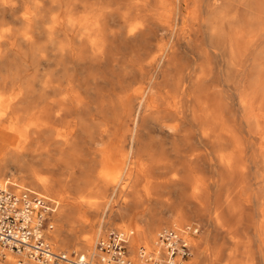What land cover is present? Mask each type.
Masks as SVG:
<instances>
[{
	"label": "bare ground",
	"instance_id": "obj_1",
	"mask_svg": "<svg viewBox=\"0 0 264 264\" xmlns=\"http://www.w3.org/2000/svg\"><path fill=\"white\" fill-rule=\"evenodd\" d=\"M121 6L125 9L119 12ZM193 56L202 63L195 66ZM213 56L218 74L209 86ZM51 95L59 99L37 110V117L22 119L21 111L31 112L34 101ZM1 105L5 110L0 111V123L7 126L0 135L6 143L0 181L13 177L12 182L22 187L30 184L56 200H60L57 192L63 193V182L85 183L36 181L31 170L22 175L19 136L26 142L37 135L36 151H48L57 144L51 132L59 126L80 131L99 127L110 129L112 135L122 130L119 142L139 151L135 158L141 161L145 154L140 151L161 144L149 139L150 131L172 139L181 135L178 139L185 143L193 131H199V144L216 148H211L213 157L223 167L225 179L229 183L237 179V188L227 186V214L246 211L252 201L251 211L258 218L254 232L264 253V0H0ZM94 113L101 115L100 123L84 119ZM66 116L74 120L62 123ZM70 142L73 150L59 161L69 170L81 168L77 143ZM230 146V152H221ZM59 161L46 158L41 167H60ZM249 169L254 170V188L237 201ZM176 177L172 181L184 188V181ZM143 181L142 176L136 177L138 186ZM194 184L203 215L211 210L208 193L214 184L204 177ZM104 196L98 201L87 196L84 204L101 208ZM218 208L217 222L242 223L243 215L222 219ZM190 220L180 210L173 221L184 225ZM148 233L142 237L147 236L146 248L152 250L158 231ZM76 245L93 255L92 242ZM218 249H212V262L218 260ZM16 258L6 251L5 264Z\"/></svg>",
	"mask_w": 264,
	"mask_h": 264
},
{
	"label": "rangeland",
	"instance_id": "obj_2",
	"mask_svg": "<svg viewBox=\"0 0 264 264\" xmlns=\"http://www.w3.org/2000/svg\"><path fill=\"white\" fill-rule=\"evenodd\" d=\"M124 9L125 8L122 6L119 7V12H122ZM184 56L187 57L186 54H184ZM193 59L195 60V63H196L195 66H198L202 63V59H200L197 56H193ZM217 63H218L217 58L213 56V68L215 70L214 69L212 70L210 78L207 81V84H209V86L212 83L214 84L216 82V78L218 74V69H217L218 64ZM57 99H59V96L55 97V95L53 96L51 95L50 97H47L46 99L36 100L33 102V106H32L33 109L31 110V112L21 111L19 114L22 116V119H24V121L35 118L38 116L37 110H39L42 106H45L46 104L51 103L52 101L57 100ZM2 104H5V103H2ZM54 104L55 103L51 105H54ZM4 106L5 105L0 106L1 107L0 111L3 112V110H5L4 108H2ZM61 113L62 112H57L56 115L58 114V116H62L63 114L61 115ZM98 115H99L98 113L96 114L94 113L92 115V118H90L91 115H89V116H85L84 119H86L87 121H95V123H100L101 115L99 116ZM170 115L172 117L174 113H170ZM73 118L74 117L66 116L60 120L62 123L63 121L71 122L72 120H74ZM12 124L14 126L16 125V123H12ZM6 126H7L6 122L0 123V135L2 134L3 131H5ZM192 133H193L192 139L189 142L185 143L183 140H181L180 142V139H178L181 135L177 139H172L173 137L171 138L168 134L153 133L152 131H150L148 134L149 139L160 140L161 144H156V145L149 144L147 147H145V149L147 148L146 150L143 149V151H140V152L145 153V154H152L155 156L156 159H159L161 161L163 160L165 162V166L167 165V167L169 168L168 171L170 173L168 172L169 174L168 173L167 174L170 177L173 176L175 173L174 172L175 164H178L177 165L179 167L178 172L182 171L183 165L178 163L179 161L182 160L181 159L182 157L190 159L191 161L193 160L195 162H199V171L202 172L207 178H209L210 182L212 181L216 184V182L219 180V176L223 174L222 168L219 166V164L213 157V154H214L213 149L216 150V148L213 146L210 147V146L199 144V142L202 141L199 138L200 132L193 131ZM51 134L54 140L56 141L55 143L57 144L55 147L50 148L48 151H44V150L36 151L33 145H34V142L39 140L40 138L37 135H32V137L28 138L26 142H24L23 138L22 137L20 138L19 136V139H18L19 142L23 143L21 145V148L19 149L21 151L20 153L22 154V158H24V166H23V169H21V172L23 173L22 175L24 176L28 175L29 173L28 170H31L34 173L33 179L36 181L41 180V179L51 178L53 180L61 179L62 181L68 182V181H71V179L80 180L81 178L85 184H80L76 186L70 182L68 184H65V182H63V185L65 186L63 188V193L59 194V192H57L60 198V200L57 198L59 200L60 207L53 217L54 229L48 232L49 240L53 243L54 246L66 244L65 247H59V249L66 250V251H71L72 249L82 250V247H78L76 244L77 243L85 244V243H89L90 241L93 244V252H94L96 242L101 237L105 236L109 229L118 228V229H123L126 231H133V234L131 235L130 242H129V249L131 251L130 253L132 254L137 264H142L138 260L139 257L137 254V249L141 246H144V247H148V246L145 242L141 241V236H138L139 235L138 229H141L142 231L147 232V229L149 227L148 226L145 227L143 224H141V221L139 218H134L133 219L134 222L131 226H124L122 224L113 223L115 218L112 220L109 218V215L112 214L113 216L114 213H118V212H114L113 210V208L115 209L116 203L112 201L113 198L111 197L114 194L117 195L116 190H117V187L120 186L119 193L117 196L118 200L122 198L124 195L128 194V192L135 194L136 190L139 189L141 193V199L143 201L145 200H147L148 202H150L149 200L156 201L158 198H160V199L165 200L166 202H169L170 204L174 203V201L177 200V196L179 195V193L167 192L159 197V195H153V194L147 193L145 190L142 189L141 186H138L136 183V177L145 176L147 172L149 176V173L154 171L153 170L154 167L155 166L157 167V165L161 163H159L158 161H157L158 163H151V161L150 160L147 161V159H146V162L138 161L135 158V154L139 153V151H136L135 153H128L125 151L126 149H122L124 150V152H121L120 156H122V158L125 157L124 158L125 162L130 160V166L128 170L120 172V174L117 176H106L103 172L106 167L105 155L106 156L108 155V152H106V148L105 147L101 148L100 153H99L100 155H98L99 156L98 159L93 160V164L91 166V169H93L92 171L88 167V165L85 164L84 154L82 152L83 145L85 143V144H102L103 146H107L112 143H118L120 146L126 147V145H123L121 144V142H119L121 141V138H122V134H123L122 130L117 131L115 132V135H112L110 129L107 130V129H103L99 127L95 129H91L90 131L89 130L80 131V130L67 129L65 127L59 126L55 128L51 132ZM13 138H15V135ZM3 139H4V136H3ZM70 140L76 141L77 145L74 148L79 150L80 155L83 157L82 170H80V168H74V169L69 170L68 168H65L64 166H62L64 164V161L62 162L59 161L60 159H65L67 154H69L73 150V147H71V144H70L71 143ZM172 140L178 143L177 146H174L175 143H173ZM152 143H155V141H153ZM150 146H154V147H150ZM211 148L213 149L211 150ZM5 149H6V143L0 141V160L3 159ZM149 150H154V152H148ZM231 150H232V147L230 146L228 148L225 147L224 149H221V152L228 153ZM163 155L166 157H163ZM46 158H53V160L59 161L58 165H61V166L60 167L53 166L50 169L45 170L44 168L41 167V164L43 160H45ZM199 158H203V159H199ZM183 160H186V159H183ZM37 163L40 164L39 167ZM52 164H54V161L52 162ZM73 164H77V163L73 162ZM206 164L211 165V166L216 165L217 167L215 168L214 166H212V168L209 169L206 166ZM152 165H155V166H152ZM170 168H173V169H170ZM15 171L16 170H14V172ZM72 172H73V176H69L68 174ZM248 172H250V175L247 179V184H245L246 187L242 188L241 196L238 195L237 197H235L237 201H240L241 199L245 198L247 196V193L249 194L250 191L252 192L254 188L253 186L254 179H253V174H252L254 170L249 169ZM129 173L134 174L135 178L130 179L127 176L129 175ZM22 175H18V176H22ZM162 178L163 177H161V179ZM5 179L14 181V178L10 176L5 177L3 180ZM165 179L166 178H164L163 181H165ZM235 180L237 179H234L230 181L229 183V180L224 179V183L229 184L228 187H230V190H231L232 188H237L238 186V182ZM25 185L38 190L37 188H35L34 186L30 184L25 183ZM107 189H112V191L106 194L105 192L107 191ZM215 194H217V190ZM215 194L212 192H211V195H210V192L208 194L209 195L208 200L210 204L209 209L211 210H209L208 212H203V215L200 212L198 213L189 212V213H193L196 216L193 220L185 222L186 224L193 223V222L197 223V225L201 229L199 235H197L193 239V244L195 247L194 255L189 260L190 262L188 264H210L209 261H206V257H209L212 254L211 252L212 245L220 246L221 254H222L221 258L213 264H231L230 259L224 258L225 257L224 255L225 245L224 243L221 242V239L223 240L225 236L220 231L221 229L227 230L228 238L235 243L234 246L228 248L227 250L228 253H233V256H235L237 260L241 261L242 264H264V253L262 251L263 248L261 244L259 243L261 239L258 236H256L255 234L257 233L254 232L255 231L254 226L256 223H258V218L255 217L254 215L255 211L254 212L251 211V208L253 207L252 201L249 200L247 202L246 206L248 208L246 209V211H242V213L229 212L227 214V212H223L222 215H220L222 219H228L232 217L236 218L237 215L239 214L243 215L242 223H240V225L234 226L233 224L230 225L228 222L222 221V220L217 222L216 212H217L218 206L217 207L214 206L217 202V199H216L217 197ZM103 195H105L104 198L106 202L104 201L105 203L104 205L101 206V208L89 209L85 206L84 202H86L87 196L96 198L95 200L98 201L99 198H103ZM226 197H227V194H226ZM111 201H112V207L109 208L108 204H111ZM181 204H184V203H181ZM181 204H178V207L181 206ZM61 207H62V210H61ZM172 208L170 209V211H172ZM149 210L148 212H145V209H144V211L140 213V218L145 220V217L151 214ZM60 211H62L61 215H59ZM174 213H175V210L171 212L170 216ZM216 224L218 225V227L216 226ZM173 225H179V224H176L174 222L172 224L161 227L158 231V235H159V232L163 228L173 226ZM209 225L216 226V229L218 228V230L211 231L210 230L211 228L209 227ZM204 237L207 239L206 245L204 246L203 250H201L204 252V255L203 257L197 260V252L199 251L198 247L202 243L201 241L200 243L199 240H201V238H204ZM256 241H258L257 248H255L254 246V243ZM245 242H247V244H245ZM155 249L156 248L154 247L152 250H155ZM256 252H258L257 256L255 254Z\"/></svg>",
	"mask_w": 264,
	"mask_h": 264
},
{
	"label": "built area",
	"instance_id": "obj_3",
	"mask_svg": "<svg viewBox=\"0 0 264 264\" xmlns=\"http://www.w3.org/2000/svg\"><path fill=\"white\" fill-rule=\"evenodd\" d=\"M60 203L50 195L9 179L0 181V264L6 251L16 255L10 264H137L129 249L133 231L111 228L95 244L93 255L78 249L56 248L49 240ZM197 223L163 228L155 250L137 249L143 264H185L194 255Z\"/></svg>",
	"mask_w": 264,
	"mask_h": 264
},
{
	"label": "crops",
	"instance_id": "obj_4",
	"mask_svg": "<svg viewBox=\"0 0 264 264\" xmlns=\"http://www.w3.org/2000/svg\"><path fill=\"white\" fill-rule=\"evenodd\" d=\"M174 146H177V145H174ZM104 147L106 148V152H108V155L107 156L105 155L106 167H105V170L103 171L106 176H117L120 174V172L128 170V168L130 166V160L125 162V160H124L125 157L122 158V156H120V153L124 152V150H122V149H126L125 151L128 153H135L136 149L129 147V146L122 147L118 143H112V144L107 145V146H103L102 144H85L84 143L82 152L84 154L85 164L88 165V167L90 169H91V166L93 164V160L98 159V157H99L98 155H100L99 154L100 149L104 148ZM150 147H154V146H150ZM148 152H154V150H149ZM163 157H166V156L163 155ZM143 159L144 160H141L143 162L144 161L146 162L145 159H147V161L150 160L151 163H158L159 162L161 164L157 165V167L155 165H152V166H155L153 169L154 171L149 173V176H148V172H147V174H145V176H142V178L144 180L142 183V186H141L142 189L145 190L149 194L159 195V197L161 195L167 193V192L179 193V195L177 196V200L171 204L169 202H166L163 199H160V198H158L156 201L155 200H152V201L149 200L150 202H148L147 200L143 201L141 199V193H140L139 189L136 190L135 194L128 192V194L124 195L122 198H120L118 200L117 196H118L119 189H120V186H118L117 190H116L117 195L114 194L111 197V198H113L112 201L116 203L115 209L113 208V210H114V212H118V213H114L113 216H112V214L109 215L110 219L113 220L115 218L113 223L122 224L124 226H131L134 222L133 219L139 218L141 221V224H143L145 227H147V226L149 227L147 229V232H149L148 233V235H149L150 232L153 233V232L159 231L160 227L165 226L166 223H168V222H169V224H172V223H170V221L174 222L173 220L175 219L177 212H179L180 210L187 212L189 214V217H191V220L194 219V218H192V217H194V214L189 213V212H200V211L202 212L203 211L202 209H204V208L202 206L201 198L199 195L196 196V194H195L194 180L199 179L200 177H204L207 180H210V179L207 178L202 172L199 171V162H195L193 160L191 161L190 159L182 157L181 158L182 160L178 162L179 164L183 165L182 171L178 172V170H179V167L177 166L178 164H175L174 165V169H175L174 172L175 173L172 172V173H174V175L170 177L168 175L170 173L168 171L169 168L167 167V165L165 166V162L163 160L161 161L159 159H156L155 156L152 154H145ZM183 159H186V160H183ZM169 160H171V159H169ZM82 161H83V157H82ZM153 161H155V162H153ZM82 164H83V162H82ZM37 165L39 167L40 164L37 163ZM206 166L209 169H211L212 166H214L215 168L217 167L216 165L211 166V165H207V164H206ZM219 166L221 167L220 164H219ZM221 168L223 171L224 170L223 167H221ZM164 169H166V170H164ZM170 169H173V168H170ZM80 170H82V166H81ZM91 170L93 171V169H91ZM222 173L223 174L219 176V180L216 182V184L211 181L214 185L212 186V188L209 192L211 195V192L215 194V192L217 190V194H215L217 197L216 198L217 202L214 206H216V207L219 206L220 212H226V209H225V207L227 206L226 203H230L229 202L230 199H227V197H226L228 184L224 183L225 173L224 172H222ZM163 175H165V176H163ZM128 176L130 179L135 178V175L132 173H129ZM139 177H141V176H139ZM161 177H163V178L161 179ZM175 177L177 178V180H181V182L184 181V182H182V184L184 183V188H183V185H181L180 188H182V189H180L176 184L178 182L175 181L176 183H174L172 181V179L173 178L175 179ZM164 178H166L165 181H163ZM80 182H82L81 178H80ZM166 184H168L170 186H168ZM110 191H112V189L111 190L107 189V191L105 193L106 194L108 192L110 193ZM104 201H105V199H104ZM112 201H111V204H108L109 208L112 207ZM181 203H184V204H181ZM178 204H181V206L178 207ZM172 206H173V208H172ZM171 208H172V211H170ZM144 209H145V212H148L149 209H150L149 212H151V214H149L147 217H145V220L140 218V213L143 212ZM106 210H107V208H106ZM174 210H175V213L170 216L171 212H173ZM156 227H158L157 230H155ZM209 227L211 228L210 229L211 231H215V230L217 231L218 230V228L216 229V226H214V225H209ZM139 230H140V233L138 232V234H139L138 236H141V241L144 242L146 239V242H147V236H144V238L146 237L144 240L142 237V235L146 231L143 232L141 229H138V231ZM153 230H155V231H153ZM220 231L225 236V238L223 240L221 239V242L224 243V245H225L224 246V248H225V250H224L225 257L224 258L230 259V263H232V264H235V263L239 264V262H241V261H239L237 259H236V261H234L235 258H233V253L227 252L228 248L234 246L235 243L228 238V236H227L228 231L227 230L221 229ZM147 232L145 233L146 235H147ZM204 239L206 241H203L201 243V245L198 247L199 251L197 252V260L200 259L201 257H203L202 255H204V252L201 251V250H203L204 246L207 243V239L205 237H204ZM245 244H247V242H245ZM254 246H255V248L258 247V241H256L254 243ZM214 248H216V249L219 248L218 249V252H219L218 253V256H219L218 260H219L222 256V254L220 252L221 247H219V246L217 247L216 245H213L211 250ZM255 254L257 256L258 252H256ZM211 255L209 257H206V261H210V264H213L215 262H212Z\"/></svg>",
	"mask_w": 264,
	"mask_h": 264
}]
</instances>
